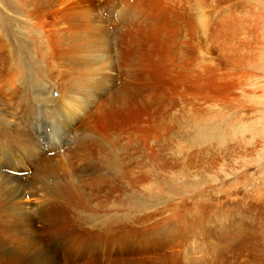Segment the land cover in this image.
<instances>
[{
	"label": "rangeland",
	"instance_id": "rangeland-1",
	"mask_svg": "<svg viewBox=\"0 0 264 264\" xmlns=\"http://www.w3.org/2000/svg\"><path fill=\"white\" fill-rule=\"evenodd\" d=\"M92 1L107 17L102 30L111 36L107 13L133 8L138 14L112 21L119 49L136 69L127 89L134 98L130 108L144 119L155 113L151 150L136 154V175L125 176L114 191L72 171L80 159L70 141L53 154L49 140L39 136L41 145L46 142L44 157L27 160L22 145L7 138L3 144L14 150L25 174H37L36 167L54 159L57 174L48 178L49 188L71 181L70 192L84 193L85 205H68L46 190L3 200L13 193L4 184L0 264H264V0ZM70 3L56 0L47 22L60 18L55 12L66 5L73 13ZM21 10L15 0H0V25L20 53L26 79L20 88L26 89L35 66L25 50L28 37L18 28ZM55 89L41 101L57 99ZM93 123L101 130L99 121ZM124 124L116 126L123 146L131 131V123ZM29 127L38 130L34 122ZM49 135L56 143L67 137L64 125ZM161 135L167 144L160 145Z\"/></svg>",
	"mask_w": 264,
	"mask_h": 264
},
{
	"label": "bare ground",
	"instance_id": "bare-ground-1",
	"mask_svg": "<svg viewBox=\"0 0 264 264\" xmlns=\"http://www.w3.org/2000/svg\"><path fill=\"white\" fill-rule=\"evenodd\" d=\"M93 2L71 0V8H75L76 13L74 10L72 13L66 5L69 10L60 8L62 11L55 13L61 17L47 22L48 17L53 13V11L49 12L50 8L56 4V0H15V4L23 8L19 11L21 16L18 28L28 37L26 40L28 46L25 47L28 52V62L35 66V70L30 71L34 74L32 82L26 89L20 88L26 83L22 70L25 67L24 63H21L20 53L17 47L6 40L5 29L0 25V182L2 183L0 192L2 188L5 189L4 184H9V187H6L9 188V193L13 192L7 196H4V193L3 197L0 195L3 200L15 198L21 201L29 194L35 195L46 190L54 194L53 196L59 195L68 205H85V195L80 196L84 193L78 195L75 190L70 192L72 188L68 187V183L71 181L56 185V191L49 188L47 180L51 174L56 173L52 163L54 159L52 161L48 159L38 171L39 168L36 167L37 174L33 176L25 174L23 163L12 157L15 155L14 150L3 144L7 138H14L9 141L15 147L22 145L20 150L22 149L27 160L33 158L39 160L40 155L44 157L42 149L45 150L43 143L46 142L40 140L41 145L39 136L49 140L48 150L51 153L54 148L60 153L70 141L74 145L72 153L78 154L80 159L79 167L72 168V171L76 169V175L83 174L82 176L85 177L90 175L91 181H97L95 184L99 189H104L105 185L109 184V189L114 191L120 189L125 176L136 175L135 171L131 170L137 165L136 154L151 150L150 143L154 140L153 133L156 130V119H153L155 113H145L149 117L144 119L143 114L139 116L137 111H132L130 108L132 105L130 102L134 98L130 97L131 94L127 89L136 76L135 66L131 63L130 57L123 56L124 50L122 49L121 52L119 49V36L115 34L117 27H113L112 23L110 25L112 27H108L107 32L112 31V36L103 32L105 30H102V27L108 23V20H105L107 17L104 16V19L101 17L99 8L95 7ZM113 12L107 13L113 23L112 19L123 23L137 14L136 9L133 8ZM168 16L174 20L171 13ZM178 24L183 25L180 22ZM113 53H117L116 57ZM132 60L135 61L133 57ZM125 77L126 79H123ZM52 88H56L59 97L47 98V101L42 102V95L48 94ZM46 103H50L49 109L46 108ZM88 109L93 112L94 109L96 110L93 114L86 115ZM106 113L109 114L108 117L104 116ZM42 121L45 123L44 127ZM94 121L101 123L99 127L101 130L93 129ZM29 122L37 124L38 130L30 131ZM125 122L131 123V131L127 144L123 146L122 132H119L116 126L120 124L125 126ZM59 125H64L66 136L70 138L72 136V140L65 137L63 141L56 143L51 138L49 134H53V129ZM105 129L110 131L109 137L105 135ZM139 132L143 133V141L139 139ZM167 137L166 135L159 137L160 145L166 143ZM165 146L163 148L168 149ZM176 150L180 152L182 148ZM59 153L57 155L61 156ZM42 160L39 161L40 164ZM69 165L71 164L66 166ZM55 177L58 179L59 174ZM129 184L132 185L131 181ZM75 188L78 189L77 186Z\"/></svg>",
	"mask_w": 264,
	"mask_h": 264
},
{
	"label": "flooded vegetation",
	"instance_id": "flooded-vegetation-1",
	"mask_svg": "<svg viewBox=\"0 0 264 264\" xmlns=\"http://www.w3.org/2000/svg\"><path fill=\"white\" fill-rule=\"evenodd\" d=\"M112 23H113V22H112ZM114 25H115V24L113 23V27H114ZM115 27H116V25H115Z\"/></svg>",
	"mask_w": 264,
	"mask_h": 264
}]
</instances>
